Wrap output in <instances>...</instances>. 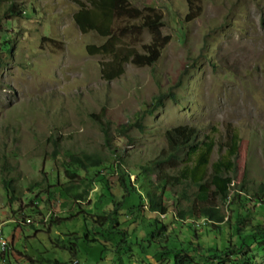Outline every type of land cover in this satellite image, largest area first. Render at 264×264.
<instances>
[{"label":"rangeland","instance_id":"374dc122","mask_svg":"<svg viewBox=\"0 0 264 264\" xmlns=\"http://www.w3.org/2000/svg\"><path fill=\"white\" fill-rule=\"evenodd\" d=\"M14 1L26 14L5 21L0 9L8 36L0 54V231L9 242L0 264H31L38 251L71 264L67 251L51 250L47 240L60 236L61 243L68 244V233L79 238L73 264H171L180 244L188 241L201 244L199 251L188 252L190 264H241L238 254L217 258L208 249L227 246L234 231L231 203L239 204V199L246 203L244 234L252 225L264 226V193L258 188L264 183V0H200V14L188 21L186 0H129L140 9L160 12V31L168 38L152 65L126 62L122 74L112 80L100 72L101 62L110 55L87 50L107 37L78 29L74 0ZM115 35L118 47L139 52L151 40L146 28L138 35L117 29ZM6 47H11L10 53ZM168 91L175 101L167 96L153 108V97ZM136 121L139 126L122 129ZM177 125H195L201 135L214 137L217 145L210 163L218 157L226 127L238 131L231 189L226 201L215 200L225 221L219 228L212 229L203 217L178 216V205L186 207L194 199V186L166 189L165 216L148 210L142 192L141 198L136 193L122 197L120 171L140 189V182H147L140 168L167 151L164 132ZM69 155L85 164L89 159L100 164L84 170L70 163ZM170 164L165 161L161 171L174 173L176 167ZM66 170L75 176L67 177ZM156 173L149 176L155 179ZM67 178L79 191L88 183L83 200L59 195L56 185ZM8 179L14 188L11 202L4 185ZM112 199L120 204V226L113 227L126 233L114 229L110 239L93 235L104 229L85 220L81 211H109ZM36 200L39 208L32 205ZM47 212L67 221L48 225ZM21 214L25 224L18 218ZM84 229L98 241L87 243ZM157 229L161 236L154 234ZM244 240L250 244V237ZM250 246L244 252L248 264H264V246Z\"/></svg>","mask_w":264,"mask_h":264},{"label":"trees","instance_id":"16d2710c","mask_svg":"<svg viewBox=\"0 0 264 264\" xmlns=\"http://www.w3.org/2000/svg\"><path fill=\"white\" fill-rule=\"evenodd\" d=\"M78 5V9L73 14V19L78 29L86 33L88 31H95L97 34L107 37L105 43L100 46H88L87 50L90 54H108L111 59L109 61L101 62L100 72L104 79L112 80L122 74L124 68L123 65L126 62H131L137 66L152 65L160 56L161 49L167 42V36H162L160 31L162 15L156 11L153 7H145L143 9L134 6L129 0H74ZM200 0H186L188 11L185 20H191L200 14L201 7L198 4ZM1 3H3L1 5ZM3 6V7H2ZM3 8L1 13L5 21L13 16H22L26 14V9L20 6L14 0H0V9ZM4 21V22H5ZM139 21L137 25L134 22ZM4 22H0V54L5 43L4 38L7 36V30L4 26ZM121 22L126 23L123 27L119 28ZM142 28H146L151 35V40L147 44H142V52H139L136 48H122L118 47L115 31L119 29L120 32H131L138 35ZM136 38V37H135ZM6 51L11 52V47H6ZM4 59L0 55V66L3 64ZM169 96L175 101L172 91L160 92L153 97V108H157L163 104V99ZM151 112V110H148ZM139 126V121L135 123H128L123 126L122 129H127L132 125ZM104 140L109 143L108 131L103 128ZM201 130L195 125H177L168 128L164 132V138L167 145V151L150 163L143 165L140 168L141 175L147 177V182L143 180L140 182V189H137L134 184H131L129 177L126 176L123 171L118 174V186L123 191V198L136 193L140 198L141 192L145 194L147 199V208L150 212L165 216L168 209L163 202L164 193L166 189H170L178 185L194 186L196 188L194 192V199L186 206L181 207L178 205V216L181 219L190 216L191 218L203 217L209 221V226L213 228H219L220 223H224V217L219 213L215 200L220 199L226 201L231 189L232 183V171L234 170V159L237 156L239 149L240 137L238 131L232 127L227 126L225 129V138L222 143L218 144L217 152L218 157L215 161L210 163L211 155L216 147L217 143L214 137L208 134L201 135ZM56 143V142H55ZM69 162L74 165H79L82 169H86L87 165L98 166L100 164L97 159L90 160L88 164H85L81 158L75 155H69ZM170 162V168H175L174 173H167L161 171V165L164 162ZM118 163V161H117ZM120 166V163H118ZM120 168V167H119ZM157 171L156 178L152 179L149 174L153 171ZM116 173L117 171L114 170ZM143 172V173H142ZM67 177L73 178L75 174L73 171L66 170ZM149 177V178H148ZM138 176H136V179ZM11 179L4 180L5 188L10 190V202L13 198L14 188L12 187ZM71 180L67 178L66 183H57L56 188L61 196L72 198L74 201L83 200L89 191V185L79 191V186L70 183ZM91 183V182H89ZM261 194L264 193V183L258 186ZM49 193L47 192V197ZM111 196H115L111 193ZM235 196L239 198V194L235 193ZM258 197V194L256 195ZM13 198V199H12ZM261 196L258 197L260 200ZM38 200L32 202L35 208H39ZM117 200L112 199V207L109 211H105L98 215H91L85 211H81L83 218L91 219L102 230L99 233L93 235L103 234L107 235L110 239V235L114 233L113 224H119V208L120 204ZM241 203H231L235 208H232V215L234 218L233 232L231 237L227 241V246L223 250L209 248L208 251L212 253L213 257H228V255L238 254L241 264H248V255L244 252L250 250L251 244L253 246H264V226L257 224L250 227V233L244 234L246 228L245 214L246 203L244 200L239 199ZM37 202V203H36ZM178 202V201H177ZM118 204V205H117ZM39 211V210H38ZM24 212V211H23ZM22 212V213H23ZM40 212V211H39ZM48 214V225H58L59 221H65L66 219H60L55 215ZM44 213L42 214V216ZM70 217H76L69 214ZM46 218V216H44ZM22 219V224H25L24 215L18 216ZM25 221V222H24ZM62 221V222H63ZM67 221V220H66ZM108 224L107 228H103L105 224ZM159 221L154 218V225L157 227ZM150 225V224H149ZM163 227V226H162ZM118 233H126L125 230L115 229ZM48 232V229L45 231ZM158 233L161 236L162 232L157 229L154 234ZM90 231L83 230V236L87 243L98 241L97 238H89ZM92 235V234H91ZM71 242L65 244L61 243V237L56 236L54 238L48 236L51 250L62 252L67 251L68 262L73 264V259L76 260L77 252V233H68L66 235ZM237 237V238H236ZM238 237L242 241H238ZM250 237V244L244 238ZM236 239V240H235ZM107 241V240H106ZM48 243V244H49ZM185 246L180 244L177 254L174 255L171 264H190L187 260L188 252L199 251L201 244L188 241ZM189 246V247H188ZM46 251V250H45ZM179 251V252H178ZM239 251V252H238ZM241 252V253H240ZM6 252L0 251V260L6 257L2 254ZM5 257V258H4ZM6 260V259H5ZM35 261H31V264H61V262L55 258L49 257L42 252L38 251ZM76 262V261H75ZM74 262V263H75Z\"/></svg>","mask_w":264,"mask_h":264},{"label":"built area","instance_id":"2783aa9c","mask_svg":"<svg viewBox=\"0 0 264 264\" xmlns=\"http://www.w3.org/2000/svg\"><path fill=\"white\" fill-rule=\"evenodd\" d=\"M9 247V242L7 239L3 236L2 231H0V251L5 252L7 248Z\"/></svg>","mask_w":264,"mask_h":264},{"label":"bare ground","instance_id":"6f19581e","mask_svg":"<svg viewBox=\"0 0 264 264\" xmlns=\"http://www.w3.org/2000/svg\"><path fill=\"white\" fill-rule=\"evenodd\" d=\"M78 262L76 261L74 264H77Z\"/></svg>","mask_w":264,"mask_h":264}]
</instances>
